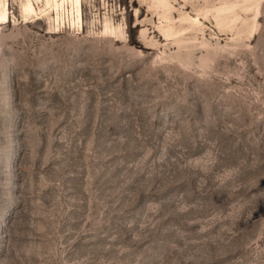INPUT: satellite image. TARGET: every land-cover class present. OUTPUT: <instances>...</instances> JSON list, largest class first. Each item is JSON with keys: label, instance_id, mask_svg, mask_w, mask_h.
Instances as JSON below:
<instances>
[{"label": "rangeland", "instance_id": "rangeland-1", "mask_svg": "<svg viewBox=\"0 0 264 264\" xmlns=\"http://www.w3.org/2000/svg\"><path fill=\"white\" fill-rule=\"evenodd\" d=\"M4 5L0 264H264V0Z\"/></svg>", "mask_w": 264, "mask_h": 264}, {"label": "bare ground", "instance_id": "bare-ground-1", "mask_svg": "<svg viewBox=\"0 0 264 264\" xmlns=\"http://www.w3.org/2000/svg\"><path fill=\"white\" fill-rule=\"evenodd\" d=\"M49 1V0H48ZM7 7V6H6ZM63 11V10H62ZM58 14V13H57ZM61 14V13H60ZM8 19V12L7 9H5V5L3 9H0V25L3 21H6Z\"/></svg>", "mask_w": 264, "mask_h": 264}]
</instances>
